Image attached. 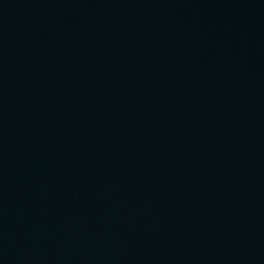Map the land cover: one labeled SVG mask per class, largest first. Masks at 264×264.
Listing matches in <instances>:
<instances>
[{"label":"water","instance_id":"obj_1","mask_svg":"<svg viewBox=\"0 0 264 264\" xmlns=\"http://www.w3.org/2000/svg\"><path fill=\"white\" fill-rule=\"evenodd\" d=\"M0 264H264V0H0Z\"/></svg>","mask_w":264,"mask_h":264}]
</instances>
